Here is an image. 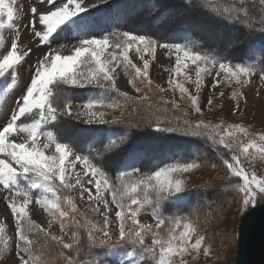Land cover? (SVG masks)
Returning a JSON list of instances; mask_svg holds the SVG:
<instances>
[{
  "label": "snow or ice",
  "instance_id": "obj_1",
  "mask_svg": "<svg viewBox=\"0 0 264 264\" xmlns=\"http://www.w3.org/2000/svg\"><path fill=\"white\" fill-rule=\"evenodd\" d=\"M210 7L205 9L195 3L187 6L201 12L213 20H219L224 24L240 26L251 29L253 24H264V12L259 20L248 10L249 7H257L264 10V0H221L213 3L209 0ZM108 0H96L88 3L87 0H34L27 12L25 30L31 29V34L39 40L42 46L51 44L52 39L60 32L68 30L73 37H79L70 50V54L63 55L59 51L49 48L43 55L37 57V62L32 71L30 83L16 101L17 107L13 111L7 123L0 126V199L6 202V210L10 211L11 218L15 221L14 245L10 246L6 232V224L0 220V252L4 253L9 264H37V258L33 255L34 241L32 233L39 230L50 236L53 241L62 245L63 249H75L79 254L84 251L78 231L71 232V243H65L60 236L52 235L48 229L42 228L29 216L28 206L35 201L52 218L48 227L53 222H58L61 232L67 234V230L73 226H82L76 219L78 212L73 197L68 192L80 189V197L84 198L88 193V200L96 202L94 209L102 217V224H92L87 228V247L96 245L113 248L116 246L131 245L140 250L139 261L151 258L152 264H188L185 257L196 260L201 252L205 257L212 256V247L206 244V236L201 234L198 219L187 217H166L163 214V204L169 199L176 198L186 189L185 180L180 176L194 168L199 167L195 163L170 164L160 167L150 175L141 174L139 168L130 171H120L115 179H112L101 165L94 162L89 155L76 154L72 146L67 143L55 142V153L47 154L50 142L54 140L51 132H45L44 128L50 121L55 122L61 116H71L72 99L66 94V89L93 88L100 90L99 97H90L83 103L82 109L76 111L78 118H84L87 125H126L128 128L146 127L158 132L178 133L184 136L197 137L210 141L216 146L223 164L228 171L239 178L241 183L238 188L240 199L237 202V214H246L250 208L256 206L259 200H264V176H258L255 171H249L244 167L242 156H259L264 160V132H253L250 127L242 123L225 124L223 121L213 124L203 119L187 120L173 125L171 121L161 119L156 112L151 111L152 105L148 104L144 115H139L145 102L149 100V93L153 91V81L149 77L150 60L145 59L144 54L155 56L157 47L174 50L175 65L171 70L176 76H183L185 80L191 79L184 71L190 62L195 66L196 94L191 92L172 77L169 85L179 90L181 99L187 97L191 109L196 114L202 115L198 93L201 89L204 76H210L213 69L216 77L213 83L215 88L221 83L231 84L235 81L237 86L250 83V77L255 72L256 65L235 64L223 62L210 53H201L193 50L191 43H159L150 36L136 35L128 31L122 32L117 39L112 37L116 33H106L103 36L91 34L95 21L90 15L93 10L107 4ZM16 0H0V15H6L11 22L16 18L18 11ZM222 5V6H221ZM264 36V28L257 29ZM21 32L16 28V35L9 38L10 48L0 58V77H16V69L25 62V58L31 54L32 49L22 51L20 47ZM3 40V37H0ZM135 49L142 61L138 66L129 57V50ZM259 51L264 54V45ZM264 64V60L260 61ZM218 65V68H217ZM33 66H29L32 70ZM119 70L129 77L127 84L138 94L135 97L127 92H122L117 86ZM221 73L224 75L221 76ZM260 79L264 80V69L261 70ZM146 85V88H142ZM160 92L164 88L156 85ZM143 92V95H139ZM125 97L133 104L132 115L126 119L122 106L117 103L107 102L101 98L107 94ZM243 93L233 92V96L239 100ZM166 105L179 108L176 100H164ZM213 99H207V105L211 107ZM113 111L121 110L119 117L113 116L107 119V113L102 109ZM239 106L233 109L238 111ZM166 111V109H165ZM38 113V118L31 119L30 123H24L21 118L29 119V114ZM185 112V116H187ZM155 116V119L153 118ZM21 134H26L27 139L17 142ZM41 136L48 139L41 145L38 143ZM126 139L121 138V141ZM116 142L113 141L114 145ZM230 158H225V151ZM74 159H70L73 157ZM82 166L88 185L95 187L86 188L82 178L77 173L75 182H72L71 172L75 165ZM141 176L139 179L129 180L133 176ZM27 185H22L21 181ZM42 189V195L34 197L30 190ZM65 192L63 198L57 193ZM51 193L53 198H49ZM111 196V201L105 198V194ZM103 204V211L99 205ZM115 206V221L110 213ZM64 205L71 209V213L65 210ZM143 210H150L156 223L143 224L139 220V214ZM71 217V218H70ZM118 222V235L113 241L111 225ZM175 225V227H169ZM165 235H161V232ZM152 236L150 245L145 243L146 236ZM136 251H128L127 258H135ZM67 264H80L73 255L65 254ZM89 264H100L97 261H89ZM121 264H139L135 259H126Z\"/></svg>",
  "mask_w": 264,
  "mask_h": 264
},
{
  "label": "rangeland",
  "instance_id": "obj_2",
  "mask_svg": "<svg viewBox=\"0 0 264 264\" xmlns=\"http://www.w3.org/2000/svg\"><path fill=\"white\" fill-rule=\"evenodd\" d=\"M212 1L216 3L221 2V0ZM63 2H66V0H63ZM33 3L34 0H16V8L24 9V11L17 12L16 18L14 19V21L11 22V25L6 15H0V37H3V40H0V58H2V56L6 54L7 48H10L9 38L14 37L16 35V28H19L21 32V37L19 41L21 50L27 51L28 48L32 49L31 54L25 58V62H23L17 67V75L14 79L11 76L0 77V126H3V124L7 123L13 111L16 110V101L19 97H21V95L25 91L26 85L30 83L32 71H34V66L37 62V57L39 55H43V53L47 52L49 48L57 50L63 55H68L70 54L71 47L75 43H77L79 39V37L74 38L70 31L65 30L56 35L52 39L50 45H40L39 40L34 38V36L31 34V29L28 28L27 30H25L27 19L31 18L29 16L27 17V19H25V12L28 11V9ZM161 5H166V1L162 0ZM168 6L169 7L167 9L163 10L162 8V11H160V13L156 17L154 15L151 16L153 13L152 11L154 10L153 4L148 3L146 0H124V4H122V6H117V9L121 10L122 15L127 16V19H125L126 22L134 23L135 21V25L137 28H144L149 25L153 28V30H155L159 34L165 31L169 34H173L178 29L176 25H189L196 33H198L199 37L202 40H206L208 42L218 41L224 44L225 46H228V48H233V46H235L239 42L236 39V36H240V34L242 35L244 33L239 32V30L236 28H225L224 26L220 25V23H218L217 21L210 19L208 16L199 14L196 9H180L176 2H169ZM158 7L159 6H156V8ZM252 8L249 7V10H256L257 18L258 15L261 18V14L262 12H264V10H257V7ZM139 14H142V16L136 18V15L139 16ZM107 17V20H111L112 14L109 13ZM102 29L103 28L100 24L95 23L91 34L95 35V31L99 30L97 35L99 36L101 32L100 30ZM226 30H228V32ZM252 50H254L255 55H258L259 46L255 45ZM144 55L145 59L150 60L149 77L153 81V91L149 93L150 98L146 103H155L156 101L161 102L158 103V105H161V109L163 108L164 110L162 111V113H160L161 119L169 120L174 125L179 122V116H177L176 114L180 113V115H182V118H180L183 120L203 119L213 124H218L222 121L225 124L242 123L243 125L250 127L251 131L253 132H264V80L260 79L261 70H259L258 68L255 69V72L250 77V83L244 86H237L235 84V81H233L231 84L221 83L214 88V80L219 79V77H216L215 69H213L212 74L210 76H204L200 92L198 93L201 107L203 109V114L199 115L192 111L190 101L187 99V97L181 99L179 90L176 89L174 86L169 85V79L175 77L176 80L184 83V86L186 88L196 94L194 84L195 66L188 62L189 67L184 71L191 79L185 80L183 76H176L175 73L171 71L175 65L174 50H168L166 48L157 47L154 57H152L150 54ZM129 57L133 61V63H136L138 66H142V61L136 54L135 49L129 50ZM30 65L33 66L31 71L29 70ZM223 75L224 74L221 73V76ZM128 79L129 77L124 74L123 70H119V74L117 77V86L122 92H127L129 95L135 97L138 94L135 92L134 89H132L131 85L127 84ZM156 85H159L160 87L164 88L165 91H158L156 89ZM141 87L146 88V85H142ZM233 92L243 93V95L240 96L239 100L237 101V99L233 96ZM143 94L144 93L141 92L139 95ZM209 97L213 99L211 107L207 105V99ZM164 100H176L180 104V107L174 109L171 103L165 105L163 103ZM237 104L239 106V110L234 112L233 109L237 106ZM82 105V103L72 102L73 115L68 116V118L69 121L74 122L75 125L72 124L70 127L67 126L62 128V131L65 133V135H68L70 138H72L73 141H76L77 143L85 139L84 134H82V132H80L78 128L75 127L76 124H86L84 118H78L75 114L78 109H82ZM146 110L148 109H144L143 106L140 115H144ZM151 111L154 112V110L152 109ZM168 111L170 112L167 114L166 112ZM174 112L175 114L173 115L172 113ZM185 112L188 113L187 116H185ZM107 115L108 116L106 117L109 118L113 116L119 117L121 114L117 112H112L111 114ZM21 121H25L24 123H30V121H27L23 117L21 118ZM47 126L44 128V131L50 132V130L47 129ZM18 138L21 142L22 140H24V138H26V134H21ZM47 139L48 138L46 136H41L38 143L42 145ZM152 140L156 141L157 139H151L148 135L147 138L142 137L138 144L140 145V148L136 149L133 153H131V155L129 156L130 158H127V163H130L132 161L136 162L138 158H142L143 153L141 152V149L143 145L147 149V151H150L151 148H155V143H152ZM55 142L58 141H56L55 139L52 140L50 142L49 148L45 149V152L47 154L55 153ZM158 143L160 144L161 140H158L156 142V144ZM164 150L165 148L161 151L163 152ZM165 152L167 153L168 150ZM76 154L79 155V153ZM160 154L162 153L160 152ZM121 155L122 154L120 153L116 154L115 159L119 160L123 157V155L122 157ZM70 159H74V156L70 157ZM241 159L243 161L244 167L247 168L249 171H255L258 176H264V160H262L259 156H242ZM144 162V166L146 167V160ZM77 173H79V176L82 178V182L85 184V187L91 188L92 192L94 193V184H87V180L90 179L91 176L90 174L87 177L84 176L82 166L79 163L75 165L74 169L71 172L73 183L77 178ZM221 174L222 172L219 169L200 168L195 171L183 173L180 178L185 180V184L188 187L190 185L202 184L204 182L210 181L211 179H217ZM21 183L24 186L27 185L26 181L22 180ZM30 191L34 197L44 194L42 189H34ZM7 194L8 193L6 192L0 193V195ZM63 194L65 195V192ZM218 194V192L214 194V197H219ZM47 195L49 196V198H53L51 193H47ZM67 195L73 197V200L78 209V212L75 214V217L77 220L80 221V225L82 226H73L69 228L67 230V234L61 232L58 222H53L52 227L49 228L48 225L52 218L42 208L35 204L34 200L33 203L28 206L29 216L42 228L48 229V231L52 235L62 237L65 243L72 242L71 232L76 231L77 229L86 233L83 235H85L84 240L85 242H87V228L90 227L92 224H95L97 226L101 225L103 217L94 210L96 208V202L95 200H88L87 192H85L84 198L81 199L79 187H77L71 192H68ZM221 196L222 199L226 197V195L223 196L222 194ZM105 198L111 201V196L107 193L105 194ZM239 199L240 198L238 197L232 198L230 206L226 207V209L224 208V210H217V212H214L212 218L211 214H208L207 212L203 213V211L202 214L196 215L192 213L187 217L189 219H198L201 234L206 236V234L203 232L204 228L203 230L201 228L202 226H206L208 232L210 231L211 234L209 240H206L205 243L211 245L213 253L212 256L210 258L205 257L201 252V254L196 260H192V264H234L238 236V225L242 216V214H237V202ZM99 207L101 211H103V204H100ZM110 207L113 209L110 215L113 221H115V206L110 204ZM66 210L71 213V209L69 206ZM138 218L143 224L154 225L156 223L155 219H153V217L148 214L146 210H143L139 214ZM0 220H3V222L6 224L8 243L10 246H13L15 221L11 218L10 211L6 210V202L3 199H0ZM171 227H175V225H172ZM111 230L113 232L112 242H114L116 236L118 235V222L112 223ZM40 237L41 243L43 244L44 242L46 245L44 251H41L39 253L38 251H33V255L37 258V264H39L38 260H40V258L41 260L44 259V255L45 258H47V255H51L49 252L48 244H52V242L58 244L56 241H53L50 236H48L49 238L47 239L43 237L42 234H40ZM145 242L147 245H150L152 242V236H146ZM70 252L71 250L65 249L64 252L58 253L57 257H55L53 260L48 258L45 260L46 262H48V264H67L65 254H70ZM190 258L191 257H189L188 259ZM55 259L59 260L56 261ZM78 261L80 262V264H89L87 260L80 259ZM0 264H9L6 255L2 252H0Z\"/></svg>",
  "mask_w": 264,
  "mask_h": 264
},
{
  "label": "trees",
  "instance_id": "obj_3",
  "mask_svg": "<svg viewBox=\"0 0 264 264\" xmlns=\"http://www.w3.org/2000/svg\"><path fill=\"white\" fill-rule=\"evenodd\" d=\"M146 1L153 4L154 10L152 11L153 13L151 16L154 15L155 17L160 13V11H162V8L164 10L169 7V2H176L180 9H191L187 6L191 3H195L198 6H203L205 9H208L210 7V2L207 0H164L166 1V5H161L162 0ZM87 2L95 3L96 0H87ZM212 2L216 3L214 1ZM122 4H124V0H108L107 4H102L100 8L93 10L90 13L95 23L100 24L103 28L102 30H100L101 32L98 37L103 36L106 33H116L117 35H114L112 37V39L115 40L120 34H122V32L128 31L136 35L150 36L161 43H191L193 50L199 51L201 53H210L223 62H228L232 65L254 63L256 65V68H258L259 70L264 69V64L260 62L261 60H264V54L258 51V55H255L254 50H252L255 45L259 46V49L261 48V45H264V36H262L260 31L257 30L264 28V24L256 23L252 25L251 29H247L240 26L227 25L219 20H215L225 28L232 27L238 29L241 33L244 32L242 35L240 34V36H236V39L239 42L235 46H233V48H228V46H225L218 41L208 42L206 40H202L199 37L198 33H196L189 25H176L178 29L173 34H169L166 31L159 34L149 25L144 28H137L135 25V21L134 23L126 22L125 19H127V16L122 15L121 10L117 9V6H122ZM156 6L161 7L156 8ZM252 9L248 10L253 16L257 18V11L254 10V13ZM257 10H260L258 6ZM196 11L201 15H205L204 12H201L199 10ZM109 13L112 14L111 20H107V15ZM140 16H142V14H139V16L136 15V18ZM259 19L260 16L258 15L257 20ZM98 31H95V35H98ZM226 31L228 32V30ZM66 94L71 96L72 102L83 104L90 97H99L100 90L93 88L66 89ZM101 98H104L107 102L110 103L118 102L122 106L121 110L124 112L126 119L129 117V115H132L134 118H138L137 114L131 113L133 104L130 101H127L125 97L116 96V94L113 93L107 94ZM156 102H150L148 104L152 105V110H154V112H156V108H160L158 113L160 117V113H162V111L164 110L163 108L161 109V105H158V103L161 102ZM148 104L145 102L144 109H147ZM102 110L107 114H111L112 112L121 114V110L113 111L107 108H104ZM169 112L170 111L166 113L168 114ZM140 114L141 113H139V115ZM172 114L174 115L175 112ZM176 115L179 116L178 121L182 122V115H180V113ZM153 118L155 119V116ZM107 119L111 120L112 117H109ZM72 124L75 125L74 122L69 121L68 116H61L57 121L50 122L47 126V129L50 130L56 141L70 144L74 152L82 155H89L90 158H93L94 162H96L98 165H101L112 179H115V176L120 171H130L132 168H139L141 170V174L150 175L160 167H164L170 164L185 163H195L199 165V167L194 168L191 171H195L200 168H215L219 169L222 172V174L217 179H211L210 181L204 182L202 184L190 185L188 187L186 186V189L182 194H178L176 198H172L164 202L163 214L166 217L183 218L188 217L192 213L196 215L202 214L203 211V213L207 212L208 214H211L212 218L214 212H217V210L220 211V209L224 210V208L226 209V207L230 206L232 198H240L239 190L237 187H235L238 183H241L240 179L235 177L228 171L226 166L223 164L220 154H218L217 152L216 146L212 145L210 141H206L197 137L184 136L178 133L158 132L146 127L128 128L126 125L76 124L75 127L78 128V130L82 132V134H84L85 138L84 140H81L79 143H77L76 141H73L72 138H70L68 135H65V133L62 131V128L67 126L70 127ZM147 135L151 139H157L156 141L152 140V143H155V145L153 144L155 148L150 147V151H147V149L143 145L141 149V152L143 153L142 158H136V162L132 161L130 163H127V158L129 159L131 153L140 148V145H138L140 140L142 139V137L147 138ZM125 136L126 139L121 141V138ZM158 140H161L160 144H156ZM113 141L116 142L114 145L112 144ZM164 148L165 150L162 152L161 150H163ZM167 150L168 154L165 152ZM224 151L225 158H230V156L226 153V150ZM160 152L163 155L160 154ZM118 153L122 154L123 157L121 155L122 158L116 160L115 156ZM145 160L147 162L146 167L144 166ZM139 178H141V176L137 175L127 179L135 180ZM217 192L219 193V197H214V194H216ZM63 193L64 192H58L57 194L62 198L64 196ZM221 194L223 196L226 195V197L222 199ZM259 202H261V200ZM67 207V205H64L65 210L67 209ZM146 211L151 215L150 210ZM171 226L172 225H169V227ZM201 228L202 230L204 228L203 232L206 234V240H209L211 236L210 231L208 232L206 226H202ZM76 231H78L79 238L82 242V247L84 248V251H81L79 254L76 253L75 249L71 250L70 254L73 255V257L77 261L80 259L87 260L88 262L98 260L100 264H121V262L126 259H135L139 262V264H152L150 257H147L145 261H139L140 252H142L143 250H140L131 245L121 244L120 246H116L113 248H109L107 246H95L92 248H88L87 242H85L84 240L85 235H83L86 233L79 229H77ZM39 233L42 234L43 237L47 239L49 238L45 236V233L39 232L38 229L31 234L34 241V252L38 251V253L44 251L46 245L44 242L43 244L41 243V237ZM165 234V232H161V235ZM48 245L49 252L51 254L47 255L48 259L53 260L55 257H57L58 253L64 252L65 250L62 248V245L56 244L54 242ZM128 251H136V257L127 258ZM47 258H45L44 255L43 260H41V258L40 260H38L39 264H48V262H46L45 260ZM188 258L189 257H185V259L188 260V264H192V259Z\"/></svg>",
  "mask_w": 264,
  "mask_h": 264
},
{
  "label": "water",
  "instance_id": "obj_4",
  "mask_svg": "<svg viewBox=\"0 0 264 264\" xmlns=\"http://www.w3.org/2000/svg\"><path fill=\"white\" fill-rule=\"evenodd\" d=\"M234 264H264V200L240 218Z\"/></svg>",
  "mask_w": 264,
  "mask_h": 264
},
{
  "label": "bare ground",
  "instance_id": "obj_5",
  "mask_svg": "<svg viewBox=\"0 0 264 264\" xmlns=\"http://www.w3.org/2000/svg\"><path fill=\"white\" fill-rule=\"evenodd\" d=\"M32 118H38V113L34 112L33 114H30V115H29V119H27V121H30V122H31V119H32ZM24 122H25V121H24ZM25 139H27V137L24 138V140H25ZM24 140H22L21 142H23ZM17 142H20V141H19V138H17Z\"/></svg>",
  "mask_w": 264,
  "mask_h": 264
}]
</instances>
